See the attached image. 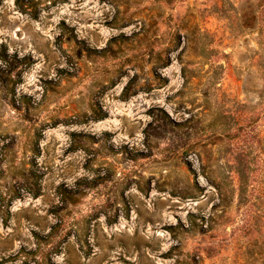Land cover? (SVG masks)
Masks as SVG:
<instances>
[{
  "label": "rangeland",
  "instance_id": "rangeland-1",
  "mask_svg": "<svg viewBox=\"0 0 264 264\" xmlns=\"http://www.w3.org/2000/svg\"><path fill=\"white\" fill-rule=\"evenodd\" d=\"M0 264H264V0H0Z\"/></svg>",
  "mask_w": 264,
  "mask_h": 264
}]
</instances>
